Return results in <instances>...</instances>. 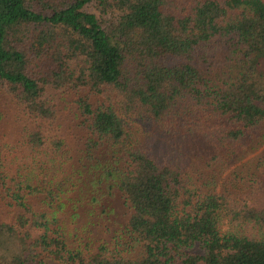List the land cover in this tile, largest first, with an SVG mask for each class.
Instances as JSON below:
<instances>
[{"label": "trees", "instance_id": "1", "mask_svg": "<svg viewBox=\"0 0 264 264\" xmlns=\"http://www.w3.org/2000/svg\"><path fill=\"white\" fill-rule=\"evenodd\" d=\"M263 143L264 0H0V264H264Z\"/></svg>", "mask_w": 264, "mask_h": 264}, {"label": "rangeland", "instance_id": "2", "mask_svg": "<svg viewBox=\"0 0 264 264\" xmlns=\"http://www.w3.org/2000/svg\"><path fill=\"white\" fill-rule=\"evenodd\" d=\"M143 137H144L143 133H141L140 138L142 139ZM149 140L153 142V138H150ZM263 155H264V143L259 149L255 150L251 154L244 157L243 160H241L240 162L232 165L228 169V171L223 172L220 175V177L216 179V187L220 188L221 186H223V183H226L227 181L233 179L232 181L233 183H230L228 185V189L237 191L238 193H245V192H249V186L254 184L253 178L258 177L260 180L259 195H261L262 200L260 197L259 198L264 205V178L256 173L254 167V161L256 157L261 156L262 158ZM207 172L209 173V171ZM207 172L202 171L203 173L202 176L205 178L207 182H210L208 179L210 174H208ZM255 195L257 196V194ZM194 250L197 251L196 249Z\"/></svg>", "mask_w": 264, "mask_h": 264}]
</instances>
